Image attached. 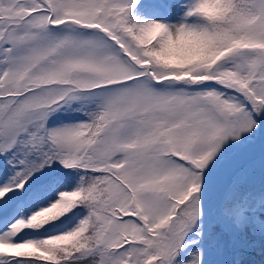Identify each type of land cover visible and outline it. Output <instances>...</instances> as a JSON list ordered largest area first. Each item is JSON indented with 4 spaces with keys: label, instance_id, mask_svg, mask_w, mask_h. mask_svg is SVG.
Masks as SVG:
<instances>
[{
    "label": "snow or ice",
    "instance_id": "6c2138e0",
    "mask_svg": "<svg viewBox=\"0 0 264 264\" xmlns=\"http://www.w3.org/2000/svg\"><path fill=\"white\" fill-rule=\"evenodd\" d=\"M0 264H264V0H0Z\"/></svg>",
    "mask_w": 264,
    "mask_h": 264
},
{
    "label": "trees",
    "instance_id": "16d2710c",
    "mask_svg": "<svg viewBox=\"0 0 264 264\" xmlns=\"http://www.w3.org/2000/svg\"><path fill=\"white\" fill-rule=\"evenodd\" d=\"M244 259L249 260V261L254 260V261L258 262L260 260V257H259L258 253H255V254L250 255V256H245Z\"/></svg>",
    "mask_w": 264,
    "mask_h": 264
}]
</instances>
